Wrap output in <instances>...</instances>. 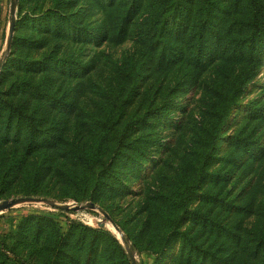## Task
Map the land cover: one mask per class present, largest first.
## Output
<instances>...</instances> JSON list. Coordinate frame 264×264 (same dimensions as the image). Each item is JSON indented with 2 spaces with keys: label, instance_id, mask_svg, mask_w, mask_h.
<instances>
[{
  "label": "rangeland",
  "instance_id": "374dc122",
  "mask_svg": "<svg viewBox=\"0 0 264 264\" xmlns=\"http://www.w3.org/2000/svg\"><path fill=\"white\" fill-rule=\"evenodd\" d=\"M12 1L15 14L10 38ZM145 2L0 0V105H5V114L11 109L8 105L17 108L20 116L24 112L23 118L30 124L36 119L33 125L38 135L54 132L62 136L58 142L54 137L52 145L40 144L28 155L22 167L25 172L17 179L6 184L0 179V202L36 199L0 212V264H81L73 260L71 252L79 248L78 237L89 238L85 227L97 230L91 264H98L106 234L118 239L131 264H178V243L155 249L160 236L154 228L152 203L162 198L181 158L204 147L197 133L205 123V102L214 98L216 91H223L226 83L215 79L218 75L209 62L212 51L203 55V65L197 71H187L180 64L171 69L155 66L158 54L147 52L133 28ZM56 13L63 18L59 32L50 27V16ZM80 13L83 15L78 17ZM96 25L101 27L100 36ZM66 64L70 67L67 70ZM37 85H41V92L33 89ZM152 107H160L163 118L153 120L154 126L141 133L147 151L137 164H130L121 144L114 145L112 151L107 141L97 155L90 154L93 165L83 171V183L68 180L67 176L77 173L80 178L81 170L70 152L85 153L96 141L91 129L95 118L110 117V133L120 134L124 123ZM246 136L257 146L248 161L247 152L233 146L235 137ZM0 150L2 175L3 168L17 162L22 147L12 139ZM237 155L239 162L231 164ZM48 158L51 168L43 175L41 167ZM204 163V178L189 195L185 213L189 215L196 208L210 172L226 171V200H237L243 191H249L254 206L244 227L254 225L264 200V52L251 78L245 80L214 146L206 152ZM112 166L114 175H108ZM34 170L36 175L31 174ZM101 173L113 183L103 190L96 185ZM91 203L94 208L88 207ZM67 205L86 207L75 211L66 210ZM188 220L185 215L177 217L175 234L187 228ZM55 236L63 238V244L51 253L50 242ZM230 253L227 247L225 254Z\"/></svg>",
  "mask_w": 264,
  "mask_h": 264
},
{
  "label": "trees",
  "instance_id": "16d2710c",
  "mask_svg": "<svg viewBox=\"0 0 264 264\" xmlns=\"http://www.w3.org/2000/svg\"><path fill=\"white\" fill-rule=\"evenodd\" d=\"M60 3H68V0H60ZM82 15L80 13L78 17ZM139 15L140 19L135 21L133 28L147 52L152 50L158 54L155 66L171 69L173 65L180 64L187 71H197L203 65V55L212 51L209 62L212 61L214 73L218 75L215 79H219V83H226L223 91H216L215 97L205 102V123L199 126L200 132L197 133L198 140L202 138L204 147L192 149L189 155L181 158L161 193L162 198L152 203L156 211L154 228L159 229L157 235L160 236L159 246L155 249H162L165 244L178 243V264H264V200L260 202L261 214L257 222L244 227L246 218L253 213L254 199L249 198V191H243L237 200H226L225 184L229 179L226 171L210 172L206 188L199 193L200 200L196 208L189 215L185 213L189 195L197 190L204 178L206 152L214 146L218 132L233 110L245 80L251 78L253 69L261 63L264 52V0H147ZM50 17V27L59 32L62 29V15L56 13ZM94 29L96 32L99 30L98 36L102 35L100 25L94 26ZM69 68V64H66V70ZM33 89L41 92V85L34 86ZM173 105L177 107V104ZM8 106L11 109L5 114V105H0V149L13 139L21 145L22 150L17 162L2 169L4 171L0 179L5 184L25 172L22 168L25 159L40 144L52 145L54 137L56 142L62 139V136L54 132L38 135L37 126L33 125L36 124V119L32 117L34 120L30 124L24 120V112L21 111L20 116L17 108ZM165 106L172 108L168 103ZM159 118H163L160 107H152L144 115L124 123L120 134L110 133L113 123L110 117L95 118L91 129L96 141L89 145L85 153L77 150L70 152L81 170L80 178L77 173L67 176L68 180L76 185L83 183V171L93 165L90 154L97 155L105 148L103 144L107 141L111 144L112 151L114 145L121 144V148H125L129 154L127 160L130 164H137L138 159L143 158L147 151V142L142 140L141 133L146 128H152L153 120ZM233 140V146L247 152V161L257 150L255 140L248 139L247 136L235 137ZM191 155L195 158H190ZM239 160L240 155H237L230 163L237 164ZM102 163L105 165V160ZM41 168L45 175L51 168L49 158ZM114 171L112 166L108 175H114ZM31 174L36 175V170ZM97 180L96 185L100 190L113 185L112 181L104 178V173ZM182 215L189 218L188 226L175 234L174 224L177 217ZM84 229L90 232L89 238L85 241L78 237L79 248L76 252H71V255L76 262L91 264L96 251L97 242L94 237L97 230L87 227ZM62 239H58V236L52 239L51 253L57 246L61 247ZM227 247L232 250L229 256L225 254ZM98 264L131 262L118 239L106 234Z\"/></svg>",
  "mask_w": 264,
  "mask_h": 264
},
{
  "label": "water",
  "instance_id": "95a60500",
  "mask_svg": "<svg viewBox=\"0 0 264 264\" xmlns=\"http://www.w3.org/2000/svg\"><path fill=\"white\" fill-rule=\"evenodd\" d=\"M11 14H12V20H11V26H10V38H12L13 36V32H14V14H15V1H12V7H11ZM36 199L34 198H12V199H7V200H3L0 202V212L5 211L7 209L12 208L14 205L22 202V201H35ZM86 206L85 205H75L73 207H70L69 205L65 206L64 208L66 210L69 209H73V210H83ZM88 207L90 208H94L95 204L91 203ZM133 264H135V262L133 261Z\"/></svg>",
  "mask_w": 264,
  "mask_h": 264
},
{
  "label": "bare ground",
  "instance_id": "6f19581e",
  "mask_svg": "<svg viewBox=\"0 0 264 264\" xmlns=\"http://www.w3.org/2000/svg\"><path fill=\"white\" fill-rule=\"evenodd\" d=\"M113 230L116 232V234H117L118 236H120L119 233H118L114 228H113Z\"/></svg>",
  "mask_w": 264,
  "mask_h": 264
}]
</instances>
